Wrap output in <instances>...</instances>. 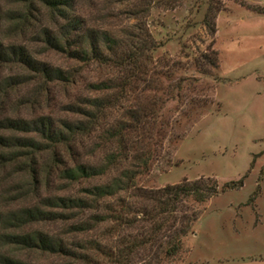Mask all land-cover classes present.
I'll list each match as a JSON object with an SVG mask.
<instances>
[{
	"label": "rangeland",
	"instance_id": "obj_1",
	"mask_svg": "<svg viewBox=\"0 0 264 264\" xmlns=\"http://www.w3.org/2000/svg\"><path fill=\"white\" fill-rule=\"evenodd\" d=\"M70 4L69 16L80 20L82 29L105 32L117 42L108 53L111 62L82 63L49 48L46 38L60 21L38 0H0V47L24 52L35 64L59 69L69 78L50 82L18 60L0 62V120H76L67 113L69 106L85 108L87 98H105L112 105L96 129L81 137L75 159L98 164L104 154L98 149L102 130L124 122L135 125L136 114L145 116L148 124L130 134L134 155L147 149L154 155L148 170L135 180L138 197L121 193L96 208L63 213L65 220L36 222L19 231L42 232L68 249L90 241L111 246L120 236L150 233L153 221L147 217L158 208L165 189L197 184L212 188L213 195L177 204L154 242L139 250L130 264H264V0ZM143 46L155 49L139 68L119 63ZM93 83L108 88L93 92ZM47 157L39 160L41 171ZM44 174L33 189L29 176L16 165L0 167L2 210L43 207L45 197L84 198L85 188L111 176L68 184L56 172ZM129 205L145 212L147 221L113 235L107 232L112 224L85 233L69 230L81 222L93 226L97 214L108 209L119 213ZM174 244L175 254L166 256ZM0 252L28 264H81L55 253L8 247H0Z\"/></svg>",
	"mask_w": 264,
	"mask_h": 264
},
{
	"label": "trees",
	"instance_id": "obj_2",
	"mask_svg": "<svg viewBox=\"0 0 264 264\" xmlns=\"http://www.w3.org/2000/svg\"><path fill=\"white\" fill-rule=\"evenodd\" d=\"M38 1L49 11L50 15L60 21L55 33L46 38L49 48L82 63L97 62L106 65L111 62L108 53H112L113 49L118 46L117 42L105 32L82 29L80 20L69 16L70 0ZM24 18L25 16L22 19ZM154 49V46L140 47L139 50L122 56L119 63L139 68L140 62L147 57L148 52ZM16 60L31 66L39 78L50 82H69V78L61 70L44 64H35L27 54L15 48L2 49L0 47L1 63L7 64ZM90 88L93 92H100L108 86L93 83L90 84ZM83 105H86L85 108L78 105H71L67 108V113L77 117L76 120L71 121L56 122L50 117H39L31 121L10 118L0 120V133H10L9 135L0 134V167L16 165L20 171L29 176L32 188H36L37 183L44 180V173L47 172L51 174L56 172V176L68 184L93 181L111 175L106 182L85 188L84 198L45 197L40 201V206L43 207H26L10 213L2 210L0 201V247L60 254L81 264H98L94 262L95 258H102L105 264H130L131 259L139 250L154 242L155 236L168 218L167 215H170L177 204L189 198L202 201L213 195L214 190L207 187L203 189L197 184L178 185L164 190L161 197L157 199L158 208L154 209L148 217L145 212L136 210L134 205H129L119 213L108 209L106 213L97 214L91 222L93 226L87 222H81L69 228L71 233H85L95 229L98 225L112 224L107 232L113 235L118 233L120 228H133L138 222L147 221L146 217L153 221L148 235L120 236L118 243L111 246L102 245L98 241H90L85 245L68 249L61 240L42 232H20L19 230L28 224L65 220L67 216H63V213L96 208L95 206L100 201L118 198L121 193H133V196H139L140 192L135 180L148 170L154 154L147 149L138 156L134 155L136 147L132 144L130 134L143 129L142 127L148 124L144 123L145 116L136 114L132 117L135 125L124 122L102 130L99 138L101 145L98 149H102L104 154L100 162L98 164L80 162L74 156L79 146L78 143H80L79 140L96 129L98 122L106 117V112L112 104L105 98L89 97ZM18 134H26L29 137H21ZM43 155L48 156L42 168L44 173L39 168V160ZM32 191L30 188L29 192ZM54 209H60L62 213L53 212ZM140 214L144 218L139 216ZM177 249V245L174 244L166 250L165 255L173 256ZM0 264L28 263L0 252Z\"/></svg>",
	"mask_w": 264,
	"mask_h": 264
}]
</instances>
